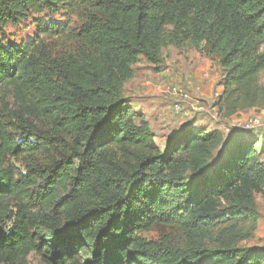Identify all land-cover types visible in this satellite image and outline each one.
Wrapping results in <instances>:
<instances>
[{"label": "trees", "instance_id": "1", "mask_svg": "<svg viewBox=\"0 0 264 264\" xmlns=\"http://www.w3.org/2000/svg\"><path fill=\"white\" fill-rule=\"evenodd\" d=\"M56 15L66 22L47 21ZM24 21L36 28L27 42H0V264H264V250L234 247L247 237L234 227L216 249L140 236L250 216L264 188L252 130L223 146L187 126L162 151L120 96L164 44L203 43L225 71L215 106L264 109V0H0V33Z\"/></svg>", "mask_w": 264, "mask_h": 264}, {"label": "rangeland", "instance_id": "2", "mask_svg": "<svg viewBox=\"0 0 264 264\" xmlns=\"http://www.w3.org/2000/svg\"><path fill=\"white\" fill-rule=\"evenodd\" d=\"M47 21L64 24L66 18L63 15H56ZM71 26L73 27V23ZM171 31L172 28L169 27L167 37ZM35 33V26L24 21L19 27L10 26L0 33V42L4 45H18L20 42H27ZM51 45L57 46V51L60 50L56 40H53ZM257 51L264 55V44L259 45ZM224 73L220 65V55L217 53L208 55L203 43L200 45L186 43L178 48L164 44L161 49V63L155 66L142 60L134 67L132 79L120 88V96L133 107L138 116L136 119L138 124L141 116L149 123L155 142L162 151L168 137L187 126H193L196 130L204 129L207 133L218 131L223 137V146L227 144L233 146L237 142L235 130L245 129L252 130L248 135L259 140L256 146L257 156L260 163H264V129L259 127L264 124V109L239 112L232 117L225 116L215 106L223 92L221 83ZM257 82L264 89V69L258 74ZM173 86L185 88L192 96L191 104L199 107L201 111H196L189 104L184 105L180 114H176L168 93V89ZM199 88L202 90L199 91ZM3 93L8 102L16 107L13 91L9 89ZM158 104L163 107L152 106ZM161 122L164 123L162 124L164 130L158 125ZM250 125L257 128L250 129L252 127ZM254 200L255 208L250 216L241 217L214 229L189 232L172 225L156 224L149 230L140 232V236L148 241L162 242L178 248L200 246L216 249L236 237L234 227L239 233L247 235L244 240L236 241L235 248L264 250V188L262 193L254 196ZM28 264L47 263L33 254L29 257Z\"/></svg>", "mask_w": 264, "mask_h": 264}, {"label": "built area", "instance_id": "3", "mask_svg": "<svg viewBox=\"0 0 264 264\" xmlns=\"http://www.w3.org/2000/svg\"><path fill=\"white\" fill-rule=\"evenodd\" d=\"M199 91L202 90V88L198 89ZM168 93L171 96V100H172V106H173V110L176 114H180L183 111V107L184 105H189L191 104L192 101V96L191 94L183 87L180 86H173L170 87L168 89ZM217 97L219 96L218 94L216 95ZM219 99V97H218ZM192 105V104H191ZM191 108L195 109L196 111H201L199 107L192 105ZM255 123H258V121H254ZM252 126L250 129H254L257 127H253L254 125H250ZM259 127L264 129V124L263 125H259Z\"/></svg>", "mask_w": 264, "mask_h": 264}, {"label": "crops", "instance_id": "4", "mask_svg": "<svg viewBox=\"0 0 264 264\" xmlns=\"http://www.w3.org/2000/svg\"><path fill=\"white\" fill-rule=\"evenodd\" d=\"M152 106L155 107V108H157V107H158V108L163 107V106H161V104H158V105H152ZM154 112H155V111H154ZM162 124H164V123H163V122L158 123V125H161L160 128H161L162 130H164V126H163ZM162 127H163V128H162Z\"/></svg>", "mask_w": 264, "mask_h": 264}]
</instances>
